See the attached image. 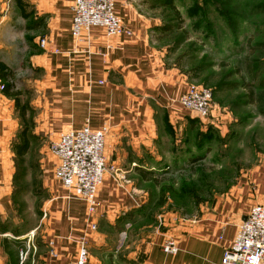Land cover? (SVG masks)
I'll list each match as a JSON object with an SVG mask.
<instances>
[{"label": "crops", "instance_id": "crops-1", "mask_svg": "<svg viewBox=\"0 0 264 264\" xmlns=\"http://www.w3.org/2000/svg\"><path fill=\"white\" fill-rule=\"evenodd\" d=\"M27 1L38 20L40 40L47 41L38 56L47 69L50 94L41 114L31 118L26 111L31 148L20 162L15 147L23 120L14 97L1 90L0 79V264H75L82 239L91 255L102 252L109 264L115 236L146 203V181L140 172L153 170L166 141L177 138L187 117L194 118L175 103L187 91L186 77L166 68L155 49L153 34L160 24L152 0H115L116 14L134 38L108 37L101 28H93L78 40L72 35L74 0ZM86 126L109 128L105 157L111 170L93 215L56 180V160L49 151L59 134ZM29 157L33 162L38 158L52 196L45 218L32 230L15 233V189L23 171L20 165ZM255 205H264V168L236 194L145 238L134 254L144 255L143 264H221L225 249ZM167 239L176 242V255L163 252Z\"/></svg>", "mask_w": 264, "mask_h": 264}, {"label": "rangeland", "instance_id": "rangeland-1", "mask_svg": "<svg viewBox=\"0 0 264 264\" xmlns=\"http://www.w3.org/2000/svg\"><path fill=\"white\" fill-rule=\"evenodd\" d=\"M151 2L160 24L153 34L154 46L164 66L183 74L188 85L211 90L212 111L202 121L187 117L177 138L163 145L164 155L150 171L152 181L143 185L145 205L110 246L111 264H120L118 260L143 264L144 255L134 253L145 238L165 231L180 217L191 218L223 196L236 194L264 168V107L252 101L251 94L259 92L249 83L248 70L264 76V0ZM40 41L30 3L0 0V62L12 74V81L1 84H14L13 94L18 93L14 99L31 118L41 114L50 94L47 69L38 56ZM29 159L26 166L20 165L23 171L15 189V233L28 232L42 221L52 196L38 158ZM131 254L135 256L129 261ZM104 260L97 252L90 254L88 264H107Z\"/></svg>", "mask_w": 264, "mask_h": 264}, {"label": "built area", "instance_id": "built-area-1", "mask_svg": "<svg viewBox=\"0 0 264 264\" xmlns=\"http://www.w3.org/2000/svg\"><path fill=\"white\" fill-rule=\"evenodd\" d=\"M115 7V0H74L73 37L78 40L91 29L101 28L108 37L134 38V32L117 16ZM46 45L47 41L41 39V47ZM1 90H4L3 85ZM186 90L175 103L195 119H207L212 111V91L196 85H188ZM108 134V127L93 130L86 126L79 131L59 134L49 148L56 160V180L70 198L85 203L89 215L95 214L98 209L99 191L111 170L105 157ZM78 250L75 264H88L90 250L86 239L81 240ZM163 252L176 255V242L167 239ZM221 264H264V205L251 208L246 220L239 225L233 242L225 249Z\"/></svg>", "mask_w": 264, "mask_h": 264}, {"label": "trees", "instance_id": "trees-1", "mask_svg": "<svg viewBox=\"0 0 264 264\" xmlns=\"http://www.w3.org/2000/svg\"><path fill=\"white\" fill-rule=\"evenodd\" d=\"M164 6H167L173 10H175L176 8L173 5H168L167 3H163ZM177 13V12H176ZM178 15V13H177ZM249 70V78H250V82L251 85H253V87L255 86L258 89L257 94H251L252 97V101L253 103H256L260 106V108L264 107V76H261V74L259 72H254L251 69ZM12 74L9 71V68L2 62H0V79L2 81H12L11 79ZM13 87L14 84H9L8 86H4V92L12 97H17L18 93L13 94ZM16 105L17 107H19V101L16 100ZM21 112V116H22V120H23V128L20 132V142L16 145L15 149L17 150V155L18 158L20 159L19 161H21L22 157H24L31 148V144H30V140L28 138V132H29V128H30V124L28 122V119L26 117V110L25 108H21L20 109ZM264 113V112H263ZM150 175L151 172H147V171H141L140 172V177L142 178V180L144 181H152L150 179Z\"/></svg>", "mask_w": 264, "mask_h": 264}, {"label": "bare ground", "instance_id": "bare-ground-1", "mask_svg": "<svg viewBox=\"0 0 264 264\" xmlns=\"http://www.w3.org/2000/svg\"><path fill=\"white\" fill-rule=\"evenodd\" d=\"M40 46H41V41H40ZM47 46V45H46ZM42 48V47H41Z\"/></svg>", "mask_w": 264, "mask_h": 264}]
</instances>
